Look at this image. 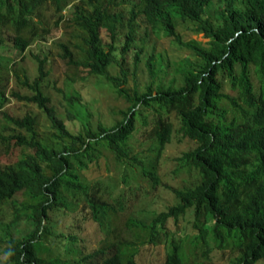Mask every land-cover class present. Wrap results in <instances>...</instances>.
I'll list each match as a JSON object with an SVG mask.
<instances>
[{
  "label": "trees",
  "instance_id": "16d2710c",
  "mask_svg": "<svg viewBox=\"0 0 264 264\" xmlns=\"http://www.w3.org/2000/svg\"><path fill=\"white\" fill-rule=\"evenodd\" d=\"M0 6H5L11 25L19 22L25 31L15 38L14 47L19 52L38 40L37 49L30 52L37 63L33 77L25 66L17 64L24 55L12 58L11 64L1 57L0 77L3 70L6 80L9 74L15 77L27 91L12 89L10 96L36 104L51 129L43 137L36 126V114L27 110L15 115L4 109L9 95L3 89L5 81H0V142L4 153L15 155L10 162L0 161L3 264H74L67 254L57 251L56 244L62 239L81 241L78 230L88 214L95 220L106 216L105 208L111 204L103 193L123 190L119 184H134L145 194L147 184L140 179L147 178L153 185L162 183L156 166L169 160V169L159 174H179L188 170L190 162L202 170V181L193 189L195 195L200 187L211 204L216 205L220 198L221 207L228 204L225 210L230 212L224 219L219 217L223 225L218 219L210 226L201 214L209 209V216H219L215 207L206 202L187 209L189 206L180 207L177 199L159 211L148 226L142 221L141 225L149 228L150 242L157 243L162 237L169 244L164 249V264H180L189 258L193 264H257L264 258L262 179L248 181L246 166H241L242 188L234 189L228 182L239 177L236 168L229 172L204 169V156L211 152L226 148L232 155L244 157V146H255L261 139L259 130L254 143L250 141L254 129L258 125L261 129V121L264 124V0H0ZM50 6L57 10L53 24L41 12ZM64 8L66 14L61 11ZM33 12L39 13L40 26L27 19ZM21 16L26 18L23 23ZM63 20L78 29L73 36L80 39L72 43L55 40L57 54L68 64L81 65L95 77L94 84L105 85L127 102L112 125L92 118L90 104L73 85L74 76L57 89L63 96L64 114L45 90L48 70L44 63L50 50L47 39ZM151 32L167 36L176 49H189L188 53L171 59L164 51H156L149 39ZM188 32H202L208 44L189 39ZM43 42L45 47H41ZM141 60L149 80L139 90L137 68ZM170 63L174 73L165 78ZM110 66L117 71L112 73ZM129 77L133 83H128ZM72 121L78 122L76 131L70 127ZM140 135L145 136L139 144L149 137L153 143L134 148ZM184 139L186 145L180 144L170 156H161L165 146ZM104 149L113 153L122 168L120 174L91 181L83 172L99 165L100 156L107 161ZM257 155L263 157L264 150ZM259 165L264 167L262 161ZM249 168L251 172L259 170ZM170 188L178 198V187ZM214 189L220 193L212 203ZM73 211L77 214H71ZM168 220L175 221L172 230ZM64 225H68L67 231ZM176 228L183 237L174 235ZM230 244L236 250L233 248L228 259L219 251L218 255L212 253L214 249L224 252ZM103 251L93 250L94 254ZM120 263L121 257L114 256L113 264Z\"/></svg>",
  "mask_w": 264,
  "mask_h": 264
},
{
  "label": "clouds",
  "instance_id": "9594fccd",
  "mask_svg": "<svg viewBox=\"0 0 264 264\" xmlns=\"http://www.w3.org/2000/svg\"><path fill=\"white\" fill-rule=\"evenodd\" d=\"M77 1L79 0H69V3L77 2ZM47 10H49V13H51V16L54 20L57 10H54L52 6L48 8H42L41 12L43 13V15H45L46 20H48V15L46 16V13H45V11ZM5 11H6L5 6H0V58L4 57L5 61L3 62H9V64H11L13 63L14 59L16 60L19 56L25 55L26 48L28 49V47L31 46V43L26 48H24L21 52H19L17 48L14 47L15 38H17L20 34H23V32L25 31L21 30L22 26L19 24V22L18 24L16 21L14 22L16 26L11 25L10 23L11 19L10 20L7 19L8 16L5 15L7 13ZM61 11L62 13L66 14L67 9L64 8ZM39 16H40L39 13H35V12H33L31 15H26L27 19L30 18L31 21H36L37 24L40 26V24L38 23V20L40 18ZM12 18H15L14 15L12 16ZM19 20L23 23V21L26 20V18L25 16H21ZM25 27L26 29L28 28V26H25ZM1 73H2V76L0 77V81H2L5 78L4 73L3 72ZM259 104L261 105V102H259ZM259 130L261 131V139L259 140V142L255 143V146L254 144L244 146V150H245L244 157H238L236 155H232L231 151H229V149H226V148H221L220 152L213 151L209 155L207 156L203 155V156H204V159L206 158L204 169H207V171L226 169L227 172H229L231 168L237 169V172L239 173V177L237 179L234 177L233 181L232 180L230 181V178H229V182H228V185L234 189L242 188V184L240 182V175L242 173L241 166L243 167L246 166V179H248V181H250L254 177L258 178V180L262 179L260 182V196L262 198L263 193L261 192V190H264V176H263L264 167H261L259 163L261 161L264 163V155L263 157H258L257 155L259 151L264 150V124L262 123V121H261V129H260V126L258 125L257 128L254 129L253 135L250 138V141H252L253 143L255 139H257L259 136ZM150 142L153 143V140L151 138H150V141L147 142V144L148 143L150 144ZM136 146H134V148ZM166 147L167 146H165V148L163 149L161 156H167V155H164V150L166 149ZM186 167L187 168L189 167L188 170L185 168V170L180 171L179 174L170 175L169 177L168 175L164 176L162 174H159L157 171H155L159 175V177L162 176V178L160 177V180L162 182L160 184L153 185L151 181L147 180V178L140 179V177H136L137 179L143 180L142 181L143 183L145 184L147 183L148 191L145 194L143 193V190L142 188H140V186H137L134 184H133V187H130L129 185L123 186L119 184V186L123 187V190L115 189L114 191H111V192L108 191L109 193H106V195L103 193V196L111 204V208H107V206H106L107 209L105 208V210H107L106 216L99 217V219L95 220L91 218L90 214H88L89 213L88 211H82L81 214L87 212L88 216L80 224V227H81L82 223L85 222L87 218H89L90 221H92L95 225H97L98 229H100V231L102 232V238L98 240V242L100 243L94 245L91 248H87L86 245L88 243L87 241L84 242L85 237L78 235L79 237H81L82 239L81 241L73 242L69 239L63 241L62 239L59 245L56 244L57 246L56 249H58L57 251L60 250L59 253L67 254V257L69 258L70 262L74 264H113L114 256L121 257L120 264H164L165 262L164 260L165 250L164 249L168 243L164 244L161 250L160 248L158 249V252L162 251V254H163L162 257H160L159 255H156L154 259L147 260V259L142 258V255H141L142 247H139V245L134 243L132 240L124 238L121 234L122 233L121 230L124 229L125 227H128L129 229H133V227H137L141 224L142 220H140V218L138 217L140 213L150 212L152 214L151 218L149 219L151 223L152 219L155 217V215L159 211L166 209L169 204H173L174 201H176L177 199H178L177 202L179 201V206L181 205L184 208H186V206H189L187 209L199 208L203 204H206L207 202L209 205L215 207V209L214 208L212 209H214V211H218V214H219V216H214V214L212 213V216H209L207 214L209 209L207 211H205V209L203 210L201 214V218H203V220H206L210 224V226H212L214 223L217 222L218 219H219L218 221L220 222V224L223 225L219 217L224 219L225 216L229 215L228 213L230 212L229 208L225 210L228 204L221 207L223 201L220 198L218 199L216 205L211 204L208 201L205 191L202 190L200 187L198 189V193L195 195V192L193 189L195 188L196 185L199 186V184L202 181V177H201L202 170L199 171L200 168L199 167L197 168L196 166L191 165L190 162H189V166L187 165ZM249 167L253 169L256 168L259 170L251 172ZM170 185L177 186L178 189L180 190L181 194L180 196H178V198H176V196L174 195L175 192L171 190ZM244 187L245 185L243 184V188ZM162 190H165L171 193V197H172L171 201L167 202L164 199H162L166 197V195H162L161 193ZM155 191H158V192L156 193V196L154 197L159 198L161 202L163 203L161 209L152 208L148 205H145L147 196ZM219 193L220 192L214 189L212 203H214V200ZM208 197L210 199L209 194H208ZM199 200L201 201L200 203H198ZM114 203L117 205H120V208H116ZM263 210H264V201H263ZM181 211H183L182 208H181ZM74 213L77 214V211L75 212L73 211V213L71 214H74ZM119 216H121L123 219V222H122L123 225L117 221V218ZM67 218L69 222L70 217H67ZM174 222L169 221V220L167 221L168 226L170 227L171 230L174 226H176ZM180 223L181 222H179V224ZM149 224H144V225L148 226ZM67 226L68 225H66V227L63 228L65 231H67V228H68ZM80 231L78 230V234L80 233ZM148 231H149V228H148ZM173 233L177 238L179 236L181 237L184 236V233L179 228L174 229ZM160 239L161 241H163L162 237ZM57 241L58 240H56V243ZM148 241H149V234H148ZM157 243H152V244H157ZM230 245L232 246V249L233 248L235 249V247L232 244ZM167 246H169V244ZM96 249H102L104 251L103 253L94 254L93 250H96ZM191 263H192V260L191 258H189L187 261L183 259L182 263L180 264H191Z\"/></svg>",
  "mask_w": 264,
  "mask_h": 264
},
{
  "label": "rangeland",
  "instance_id": "374dc122",
  "mask_svg": "<svg viewBox=\"0 0 264 264\" xmlns=\"http://www.w3.org/2000/svg\"><path fill=\"white\" fill-rule=\"evenodd\" d=\"M46 16L48 15V20L53 24V18L51 16V13H49V10L45 11ZM67 22V21H66ZM50 26V25H49ZM78 29L73 26L72 24L66 25L65 20L62 21V24L57 29L56 27H53L51 29L52 37L47 39V43L50 45L49 50V57L47 61H45L44 66L48 70V73L46 75V78L44 79L45 83V90L46 92L51 96L53 102L56 104V108L64 114V104L63 102V96L60 91H58V87H61L64 85L66 79L68 77L74 76L73 85L76 87L82 96L83 100H86L90 104V109L92 111V118L94 120L101 119L104 123L107 125H112V123L119 117H121V113L119 112L120 108H126L127 102L124 100L123 97L117 96L112 92V90H109L105 85H96L94 84L95 77L92 75H88L86 70H84L81 65L74 66L73 64H68L65 62L64 59H62L57 52L59 51L58 46L56 45L55 40L62 39V40H69L70 43L75 42L79 39H77L76 36H73L75 32ZM139 32H142V29L139 28ZM104 33L102 32V35ZM188 38L192 40L198 41L202 45H207L208 37H206L202 32H188ZM53 38H55L53 40ZM150 41L154 43V46L156 51L162 50L164 53L171 57V59H178L181 56H184L185 53H188L189 49H176L174 44L169 40L167 36H164L163 34H157L154 32H151V35L149 36ZM53 40V41H52ZM58 41V40H57ZM37 42L36 40L34 43L31 44V46L26 48L25 55L22 59H20L17 64L25 66L30 76L33 77L37 73V63L34 59H32L30 52L37 49ZM45 42L41 43V47H45ZM31 48V50H30ZM73 48V47H72ZM30 50V51H29ZM75 53L78 54V50L76 47H74ZM132 67V63L129 64ZM172 63H170L168 69L169 71L165 75L166 77H169L172 73ZM82 68V69H81ZM6 70H3L4 73ZM110 71L112 73H115L117 71V67L110 66ZM174 73V72H173ZM172 73V74H173ZM86 74L85 77H80V75ZM88 76V77H87ZM137 81H138V89L142 90L145 86V84L148 82L149 77L148 73L144 68L143 60L139 62V66L137 68ZM5 84L3 86V89L5 90V94L9 95V99L4 104V109H6L9 113L12 114H23L25 111L30 110L32 113L37 115V129L38 132L43 136L46 137L50 134V122L46 118L45 114L38 109L36 104L33 102H24L23 100L16 99L15 97L10 96V91L12 89L19 90L21 92H26L27 90L24 87L19 86L18 83H16V79L12 74H9V77L6 80V77L1 81ZM128 83H133V80L131 77L128 78ZM64 103V102H63ZM113 108L114 110H112ZM61 117H64V115H60ZM65 118V117H64ZM64 121H67L65 119ZM78 122L72 121L70 122V127L76 131L78 129L77 126ZM143 137L145 135H142ZM141 135L138 136L136 142L135 148L141 149L146 147L147 142L150 141V137L147 138L146 142H142L143 144H137L139 141H141ZM181 142H172V145H169L164 150V155L170 156L172 153H174L176 150L180 149V144L186 145L185 139ZM5 147L0 142V161L2 163L10 162L14 160L15 155L14 154H6L4 153ZM2 152V154H1ZM104 153H106V159L104 157H99V165H91L88 170H86L84 175L91 179V181L100 179L101 178H108V177H116L120 174V171L122 168H120L119 164L116 162V160L113 157V153L108 151L107 149L103 150ZM166 162H161V164H158L156 166V171L158 173L167 171L169 167L171 166V160ZM167 173V172H166ZM170 180V179H169ZM147 184V183H146ZM158 191H155L147 196V200L145 202V205H148L152 208L161 209L162 208V202L159 198H155L156 193ZM162 195H166V197L162 198L165 201L169 202L171 201V193L162 190ZM154 197V198H153ZM151 213L142 212L138 215L140 220L144 221L145 224H149V219L151 218ZM66 219V223L68 222V218ZM117 221L120 222V224L123 225V219L121 216L117 218ZM63 227H66L64 225ZM121 234L124 238H127L129 240H132L134 243L138 244L139 247H142L141 255L143 259H154L156 255H159L160 257L163 256L162 251L158 252V249L162 248L164 244H166V240H163L161 242H158L157 244H152L148 241V228L144 225H139L137 227H133V229H129L128 227H125L121 230ZM80 236L85 237V241H87V248H91L94 245L100 243L98 242L99 239L102 238V232L100 229H98L97 225H95L92 221H90L89 218L81 225V231L79 233ZM4 246V245H3ZM232 246L229 245L225 249L224 252L214 249L212 253L215 255H218V251L220 253H223V258L228 259L230 252H232ZM5 253H0V264H3V260L5 258ZM221 264L222 261H217ZM193 264V263H191ZM258 264H264V259L258 262Z\"/></svg>",
  "mask_w": 264,
  "mask_h": 264
}]
</instances>
